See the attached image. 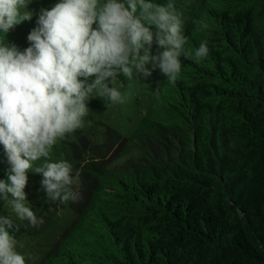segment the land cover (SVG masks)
Returning a JSON list of instances; mask_svg holds the SVG:
<instances>
[{"label": "trees", "instance_id": "16d2710c", "mask_svg": "<svg viewBox=\"0 0 264 264\" xmlns=\"http://www.w3.org/2000/svg\"><path fill=\"white\" fill-rule=\"evenodd\" d=\"M168 3L188 45L207 39L209 55L181 57L174 83L160 70L150 78L130 135L90 100L82 126L57 140L55 154L79 171L80 199L67 201L74 217L37 264H264V59L254 26L264 0ZM34 213L43 224L10 218L18 243L50 226L56 209Z\"/></svg>", "mask_w": 264, "mask_h": 264}, {"label": "clouds", "instance_id": "9594fccd", "mask_svg": "<svg viewBox=\"0 0 264 264\" xmlns=\"http://www.w3.org/2000/svg\"><path fill=\"white\" fill-rule=\"evenodd\" d=\"M30 0H0V152L7 163L0 179V200L7 199L13 213L32 226L44 223L25 203L24 191L33 162L47 158L53 145L80 128L87 101L94 92L115 104L123 100L110 86L133 69L144 78L159 69L168 83L182 70L181 57L199 63L209 55V42L188 45L181 14L172 3L153 0H56L41 8L21 49L7 40L9 31L32 18ZM206 32V20L194 21ZM163 50L151 55L153 41ZM151 65V67H148ZM41 189L52 201L80 199V174L59 159L35 169ZM14 222L0 215V264H26L10 234Z\"/></svg>", "mask_w": 264, "mask_h": 264}, {"label": "rangeland", "instance_id": "374dc122", "mask_svg": "<svg viewBox=\"0 0 264 264\" xmlns=\"http://www.w3.org/2000/svg\"><path fill=\"white\" fill-rule=\"evenodd\" d=\"M55 2L56 0H30L27 4V10L32 12V18L12 28L7 35V40L21 49L27 47L29 43L26 39L27 35L35 27V21L40 9L51 8ZM153 2L165 5L167 0H153ZM254 26L260 34L262 57L264 59V14L254 19ZM162 50L154 40L150 54L158 55ZM148 67H151V65H148ZM158 71V68L153 69L151 76L147 78H144L135 69H133L130 78L120 75L110 86L117 87L120 90L123 97L122 102L113 104L106 96H100L94 92L90 95L87 106L90 100H93L99 108H102L101 117L122 136H128L136 128L141 115L140 112L150 98V78L154 75L151 80L155 81L159 77ZM59 159L52 147L49 156L47 158L41 157L39 160L34 161L28 173V182L24 189L26 193L25 203L30 208H33V211H38L40 208L46 209V207L49 209L55 208L56 215L51 225L42 233L31 237L27 241L18 243L17 250L25 255L26 264H37L42 254L48 251L50 244L60 237L63 230L74 217V214L67 206V201L63 203L60 201L52 202L47 198L40 185L42 176L40 173L35 172V169L41 167L44 163L48 161L55 162ZM6 169V160L3 153L0 152V179H6ZM0 215H7L9 218L15 216L7 199L0 200Z\"/></svg>", "mask_w": 264, "mask_h": 264}]
</instances>
